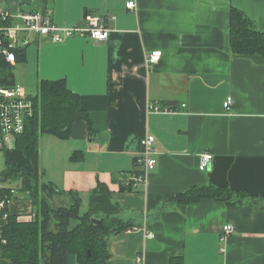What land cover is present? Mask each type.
Listing matches in <instances>:
<instances>
[{
	"label": "crops",
	"instance_id": "1",
	"mask_svg": "<svg viewBox=\"0 0 264 264\" xmlns=\"http://www.w3.org/2000/svg\"><path fill=\"white\" fill-rule=\"evenodd\" d=\"M129 1L0 0L15 16L51 11L60 26L100 16L110 29L100 41L33 36L30 50L11 63L34 59L38 85L64 79L90 114L67 138L48 133L43 140L40 163L59 170L49 182L77 192L86 209L100 187L110 192L114 218L127 228L109 237L108 264H137L140 255L143 264H264V55L237 54L230 42L232 8L264 32V0H135L134 9ZM155 50L162 55L149 65ZM151 103L174 111L150 112ZM146 134L155 136L157 165L146 183L133 185ZM206 152L213 159L202 169ZM196 186L251 197L174 202ZM8 213L26 221L35 215L17 191ZM6 222L1 216L0 227ZM226 224L235 230L223 239Z\"/></svg>",
	"mask_w": 264,
	"mask_h": 264
},
{
	"label": "trees",
	"instance_id": "2",
	"mask_svg": "<svg viewBox=\"0 0 264 264\" xmlns=\"http://www.w3.org/2000/svg\"><path fill=\"white\" fill-rule=\"evenodd\" d=\"M230 42L237 54L264 55V32L237 8L231 10ZM25 48L15 50L18 59L23 57ZM13 68L0 56L1 84H15ZM38 89L33 97V118L16 137L14 148L3 149L7 169L0 175V202L12 199L17 190L11 183L19 179V190L32 201L35 217L19 220L18 215L8 213L9 203L5 202L0 208V217L7 214L6 224L0 227V258L9 259L12 264H108L109 237L127 228L114 218L118 208L111 201L110 192L100 187L82 211L83 200L77 192H64L51 182L41 181V135L67 138L76 121L90 123V114L82 107L79 93L69 88L64 79L42 80ZM233 194L251 197L228 188L196 186L178 194L174 202L189 204L204 197L231 201ZM64 196L69 199H60ZM94 218L101 222H94Z\"/></svg>",
	"mask_w": 264,
	"mask_h": 264
},
{
	"label": "built area",
	"instance_id": "3",
	"mask_svg": "<svg viewBox=\"0 0 264 264\" xmlns=\"http://www.w3.org/2000/svg\"><path fill=\"white\" fill-rule=\"evenodd\" d=\"M127 7L136 8V1H129ZM86 19L87 22L84 25L60 26L54 22L51 11H23L15 16L0 6V56H4L6 61L14 63L17 59L15 50L28 46L33 36L37 35L48 37L54 42H62L70 37L84 35L99 41L108 38L110 29L102 17L87 16ZM161 55V50L153 51L147 58L148 64L157 63ZM33 97L22 85L6 86L0 83V149L14 148L16 137L25 131L27 121L35 114ZM232 102L233 98L228 97L224 102L225 108L229 109ZM148 110L150 112L174 111L169 106L163 107L157 103H151ZM155 141V136L152 134L142 137L140 141L142 148L135 160L140 169L131 174L133 185L146 183L148 174L155 169L157 165V160L154 157L156 153ZM199 158L200 167L206 169L211 165L213 155L206 152L200 154ZM5 202L10 204L11 199L7 198L0 202V208L4 206ZM234 230L232 224H226L222 238L226 239ZM149 236L152 237L153 234L150 233ZM136 262L143 264V256H138Z\"/></svg>",
	"mask_w": 264,
	"mask_h": 264
},
{
	"label": "rangeland",
	"instance_id": "4",
	"mask_svg": "<svg viewBox=\"0 0 264 264\" xmlns=\"http://www.w3.org/2000/svg\"><path fill=\"white\" fill-rule=\"evenodd\" d=\"M31 45L27 46L28 50H30L29 48L31 47ZM21 62H18L17 66H14V68H13L14 75H15V84L22 85L23 87H25L28 90V92L30 93L31 96H36L38 93V90H39L38 89L39 83H38V78L36 76L35 60L33 59L31 61L30 66H28L26 62H22V63ZM48 136H50L48 133H43L41 135L40 149L43 146V140H44V142H46ZM46 146H45L44 157L46 156ZM40 166H41V181L42 182L48 183L49 177L54 176L55 174L58 175V173H59L58 167L54 171H52L49 164L44 163L42 165L40 163ZM6 169H7V164H6V158H5V151L3 149H0V175L3 174ZM57 179H59V178H57ZM20 185H21V182L19 179H16V180L12 181V183H11V186L17 190V194L21 193V190H19ZM54 198H55V200L58 201L57 197H54ZM85 209H86V205L84 204V205H82V211H85ZM5 215L7 217V214H5ZM34 217H35V215L34 216L32 215L31 219Z\"/></svg>",
	"mask_w": 264,
	"mask_h": 264
},
{
	"label": "water",
	"instance_id": "5",
	"mask_svg": "<svg viewBox=\"0 0 264 264\" xmlns=\"http://www.w3.org/2000/svg\"><path fill=\"white\" fill-rule=\"evenodd\" d=\"M93 221L94 222H97V223H100L101 222L99 219H96V218H94Z\"/></svg>",
	"mask_w": 264,
	"mask_h": 264
}]
</instances>
